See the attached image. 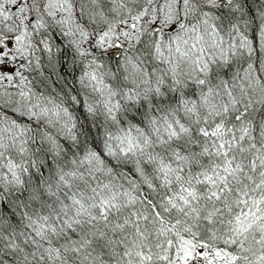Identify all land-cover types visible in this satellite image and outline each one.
I'll return each instance as SVG.
<instances>
[{
    "label": "snow or ice",
    "instance_id": "snow-or-ice-1",
    "mask_svg": "<svg viewBox=\"0 0 264 264\" xmlns=\"http://www.w3.org/2000/svg\"><path fill=\"white\" fill-rule=\"evenodd\" d=\"M0 264H264V0H0Z\"/></svg>",
    "mask_w": 264,
    "mask_h": 264
}]
</instances>
